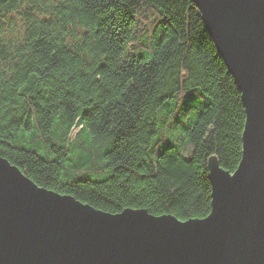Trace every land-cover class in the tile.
Listing matches in <instances>:
<instances>
[{"label": "trees", "instance_id": "trees-1", "mask_svg": "<svg viewBox=\"0 0 264 264\" xmlns=\"http://www.w3.org/2000/svg\"><path fill=\"white\" fill-rule=\"evenodd\" d=\"M245 120L192 0H0V157L40 187L203 219Z\"/></svg>", "mask_w": 264, "mask_h": 264}, {"label": "water", "instance_id": "water-1", "mask_svg": "<svg viewBox=\"0 0 264 264\" xmlns=\"http://www.w3.org/2000/svg\"><path fill=\"white\" fill-rule=\"evenodd\" d=\"M192 2L246 114L236 171L208 160L210 214L104 212L0 157V264H264V0Z\"/></svg>", "mask_w": 264, "mask_h": 264}, {"label": "snow or ice", "instance_id": "snow-or-ice-1", "mask_svg": "<svg viewBox=\"0 0 264 264\" xmlns=\"http://www.w3.org/2000/svg\"><path fill=\"white\" fill-rule=\"evenodd\" d=\"M201 218H203V217H201Z\"/></svg>", "mask_w": 264, "mask_h": 264}]
</instances>
